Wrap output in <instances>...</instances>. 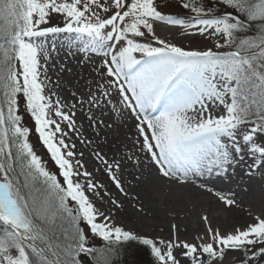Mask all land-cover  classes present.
Listing matches in <instances>:
<instances>
[{"label":"snow or ice","instance_id":"snow-or-ice-1","mask_svg":"<svg viewBox=\"0 0 264 264\" xmlns=\"http://www.w3.org/2000/svg\"><path fill=\"white\" fill-rule=\"evenodd\" d=\"M177 3L186 17L162 11L161 0H0V264H114L126 241L147 246L155 264H224L228 253L240 254V264H264V208L229 231L204 214L202 234L182 238L173 224L157 239L116 224L97 203L122 206L97 173L123 195L130 167L213 193L206 178L227 176L244 155L250 170L264 169V0ZM159 25L204 45L162 38ZM58 34L79 41L94 64L86 92L64 96L48 75L56 47L47 41ZM85 111L96 136L115 125L105 115L131 122L127 151L109 156L93 147L78 122ZM33 129L58 175L34 150ZM78 142L90 150L92 171ZM214 194L238 206L234 196Z\"/></svg>","mask_w":264,"mask_h":264},{"label":"bare ground","instance_id":"bare-ground-1","mask_svg":"<svg viewBox=\"0 0 264 264\" xmlns=\"http://www.w3.org/2000/svg\"><path fill=\"white\" fill-rule=\"evenodd\" d=\"M54 19L53 23H57ZM178 26H157V33L162 38L171 40L178 45L185 47H195L197 44L203 46L204 42L199 37H181ZM55 45L56 51L51 52L52 60L49 61L48 75L53 81L59 79L62 86V95L67 96L73 91L86 92L88 85L94 79V64L92 60H85L84 53L78 49L81 46L68 34H58L50 36L47 46L51 49ZM93 60H98L94 54L89 53ZM63 66L64 70L61 71ZM70 69V71H69ZM100 116V113H96ZM103 119L106 122L115 121L112 129L101 128L99 136H96L88 126L86 111L78 112V122L83 124L85 134L94 139L93 147L99 146L109 156L114 153L127 151L123 148L126 142V133L129 131L131 122L128 127L121 126V121L112 115H105ZM78 151L85 153V161L89 171L93 170L94 160L89 154V149L77 143ZM252 157L244 155L238 158L232 168L229 169L228 175L223 177L212 176L206 178L207 183L215 191H220L225 195H232L237 201L238 206H226L219 201L217 196L204 190L191 189L190 186L184 189L175 185H169L164 181L158 180L154 168H146L139 173L134 168H128V173L124 177V186L127 195L118 193L112 186L106 175L97 173V177L116 197L121 207L117 208L110 202L101 203L97 201L102 210L111 211L114 221L118 225L127 226L135 233L148 234L154 237L167 238L171 234V226L175 224L179 229V235L183 238L191 239L194 235L205 229L201 216L207 214L212 222L213 227H219L222 231H229L234 226L242 225L251 220L249 212L258 211L261 201L250 200L248 196L252 191L246 187L238 186L241 190L236 192L235 183L239 184L243 177L250 178L256 171L251 168ZM238 170V173H236ZM139 175L140 179L133 178ZM244 193H247L245 195ZM261 199V197H260ZM262 200V199H261ZM195 219L200 221H194Z\"/></svg>","mask_w":264,"mask_h":264},{"label":"rangeland","instance_id":"rangeland-1","mask_svg":"<svg viewBox=\"0 0 264 264\" xmlns=\"http://www.w3.org/2000/svg\"><path fill=\"white\" fill-rule=\"evenodd\" d=\"M162 5L166 4V7L161 8L162 11H164L165 13H169V14H178L182 17H186V10L180 8L178 6L177 0H161ZM160 26V25H159ZM169 27V26H168ZM254 27L251 28V32L255 33ZM24 122L26 126L29 127H33V122L31 121V119L29 118V116L27 114H25L24 116ZM30 142L32 143L34 150L37 152V154L42 158V160L45 162L46 167L53 173H56L58 175V168L57 166L54 164V162L51 160L50 158V154L47 152L46 147L42 144V142L39 140L38 134L35 133L34 129L30 135ZM236 173H238V170H236ZM62 179V178H61ZM236 186V192H240L241 190L238 188V186L241 187H246L248 189H250L252 191V195L248 196V199L250 200H256V201H261L262 204L259 206L260 209H258V211L252 210L251 212L253 214L258 213L262 208H264V169H256V171L252 174V176L250 178L248 177H243V180L240 181L239 184L235 183ZM245 195H247V193H244ZM261 197V199H260ZM102 209V208H101ZM250 220V219H249ZM194 221H200L195 219ZM126 229H130L127 226H124ZM132 230V229H131ZM204 231H201V234ZM140 234V233H137ZM200 234V233H198ZM140 235H144V236H148V237H154L148 234H140ZM157 239H159V237H155ZM101 241L99 238H95L93 240V243L96 246H101ZM118 253V248L116 247L115 252L113 253L114 255H117ZM240 259L241 256L240 254H236V253H228L225 257L224 260V264H240Z\"/></svg>","mask_w":264,"mask_h":264},{"label":"trees","instance_id":"trees-1","mask_svg":"<svg viewBox=\"0 0 264 264\" xmlns=\"http://www.w3.org/2000/svg\"><path fill=\"white\" fill-rule=\"evenodd\" d=\"M254 31H258L261 25L257 22L253 26ZM104 242L101 241V246ZM118 253L112 257L114 264H155L150 249L141 245L138 241L121 242L117 246Z\"/></svg>","mask_w":264,"mask_h":264}]
</instances>
